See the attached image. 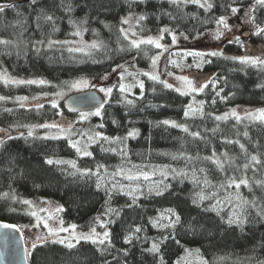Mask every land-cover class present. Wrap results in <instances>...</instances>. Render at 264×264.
Returning <instances> with one entry per match:
<instances>
[{"label": "trees", "instance_id": "obj_1", "mask_svg": "<svg viewBox=\"0 0 264 264\" xmlns=\"http://www.w3.org/2000/svg\"><path fill=\"white\" fill-rule=\"evenodd\" d=\"M253 1L211 0L212 9L205 11L196 4L174 5L169 0H37L35 5L30 0H0V3L19 5L17 9L0 13V39L11 42L0 44V73L47 82L6 84L0 79V97H5L0 100V129L4 130L0 131L3 141L0 146V220L19 225L25 233L24 227L34 224V218L23 201L46 199L62 207L64 222L84 231L97 223V217L113 221L108 224L113 247L106 251H102L103 246L85 241L69 249L52 243L53 239H47L46 243L26 239L29 264H160L161 257L163 264H176L192 249L199 250V256L207 264H261L264 261V219L256 215L257 208L246 206L247 222L243 230L235 225L229 227L225 221L232 205L225 202L219 208V215L212 205L216 199L223 201L229 194L234 204L235 188L225 191L202 183L205 174L213 186H218L227 176L246 174L249 187L241 185L240 196L264 208V185L256 183L264 181V123L237 121L235 117L215 119L236 107H264V66L241 63L244 51L238 44L223 39L218 45L224 49L221 55L201 57L197 68L203 75L199 76L203 79L214 76L226 100L212 106L207 98L201 106L202 112L189 117H185L184 112L190 104V96L181 95L174 87L166 88L161 83L164 80L154 81L142 76L144 88L138 96L115 90L101 108V115H90L82 127L86 136L99 132L110 138L91 142L88 147L91 156L78 154L69 139L41 136V125L69 115L63 105L53 108L48 100L35 103L18 100L19 97L51 94L74 79L102 77L129 62L149 67L160 49L152 44L132 46V41L121 32L122 20L129 14L145 17L137 26L139 35H154L167 28L195 37L213 28L221 15H230L227 5L249 7ZM68 4L72 6L70 12ZM256 8V22L264 23V8ZM47 15L54 17L55 30L52 22L44 19ZM70 21H87L81 26L85 36L99 47L86 52L72 49L69 41L76 29ZM37 40L44 43L35 44ZM49 40L68 43L49 46ZM250 41L255 45L264 44V35H252ZM163 74L164 77L166 72ZM129 100L131 104L127 103ZM40 104L43 107H38ZM164 120L198 131L202 139H194L181 128L160 123ZM101 124L103 127H99ZM133 130L138 134L128 136ZM29 131L32 136L28 135ZM115 137L122 139L118 141ZM225 138L238 140L245 145L246 152L239 144L225 143ZM213 152L221 159L222 154L227 153L234 158L233 166L225 164V171L221 172L210 160L204 159ZM251 154L262 161L255 172L252 168L243 169ZM47 159L73 161L81 170L99 171L102 180L98 181L96 175H70L75 172L70 164L49 165ZM201 168L204 173L199 171ZM120 169L125 173L129 170L137 174L147 172L150 179L145 181L141 177L138 181H128L119 175L113 177L112 173ZM172 169L186 172L188 176L174 177ZM161 170L168 173L167 178L160 174ZM193 171L201 179L200 184L191 179ZM116 181L126 187L123 191H113L109 200L105 189H111ZM98 182L102 184L99 190ZM155 184H160L161 188L167 184L169 188L161 196L148 194L149 185ZM137 185L142 187L144 195L137 205L128 208L131 197L126 193ZM212 192H217L215 198L211 197ZM199 194L210 198L194 204ZM108 207L119 210L120 215L105 216ZM169 208L181 216V224L175 229L153 227L149 221L156 220ZM160 223L165 224L167 220ZM189 224L194 225V230ZM137 226L142 231L134 234L131 244L124 243V237L133 234ZM153 242L159 244V253L148 251Z\"/></svg>", "mask_w": 264, "mask_h": 264}, {"label": "snow or ice", "instance_id": "obj_2", "mask_svg": "<svg viewBox=\"0 0 264 264\" xmlns=\"http://www.w3.org/2000/svg\"><path fill=\"white\" fill-rule=\"evenodd\" d=\"M37 2V0H30V3L35 5ZM170 3L174 4V5H178L179 3L183 2V3H195L197 4L199 7L204 8L205 11H210L213 7V4L210 2V0H169ZM235 2V0H233V3ZM256 6H259L260 8H264V0H254V5L249 6L248 12L246 13V20L245 23L251 24L254 27V34L255 35H264V23L258 24L256 22V16H255V12L257 10ZM19 7V5L14 4V3H0V13H4L6 9H17ZM67 10L70 12L72 10V6L71 4L66 5ZM228 9H230L231 14L232 15H236L237 13H239L241 11L240 8L233 6V4H229L226 6ZM17 15H20L19 12H17ZM37 19H39V17H37ZM44 19L46 21L52 22L53 24V29L55 30V20L54 17L52 15H47L44 17ZM139 20H144L145 17L143 15L138 17ZM128 19H124L122 20V23H127ZM70 23L73 25V27L76 29L72 34L75 36H80L81 35V26L85 23H87V21H80L79 23L76 21H70ZM216 24H217V31L215 33V38L219 39L224 33L220 30V28L222 27L223 29H229L230 30V25L227 22V18L223 15H221L220 17H218L216 19ZM124 29H121V32H124ZM162 31L167 32L169 31L167 28L163 29ZM187 38V37H185ZM172 40L173 43H175L176 37L175 35L172 36ZM239 41V38H237V42ZM9 43H11L8 40H3L0 39V44L3 45H8ZM44 43L43 40H37L35 42V44H40L42 45ZM53 43H68L67 41H52L49 40L48 44L49 46H51ZM154 44L156 48L160 49L162 47H164L163 45H161L159 43L158 40H154L151 37L147 38L146 40H140V41H132V46L135 48H139L141 44ZM35 47V45H34ZM90 47L92 48H97L99 47V45H97L95 42L90 45ZM39 48H36V51L39 52ZM188 55H194V56H198V57H202L204 54L203 53H191L189 52ZM209 55L212 56H218L221 55L220 52H211L209 53ZM228 59H235V58H231V57H227ZM159 60V55H157L156 57L153 58L152 63L153 66H155L157 64V61ZM241 63H245V64H251V65H264V60L260 59V58H253L250 56H246L243 58H240ZM173 63H175V61H173ZM197 67H200V64L197 63L196 65ZM117 67L119 68H123V65H118ZM115 70V69H114ZM142 75H146L149 76L150 79L154 80V81H159V76L156 74H152V73H142ZM169 75H172V73H169ZM0 78L4 79V82L6 84L8 83H12V84H45L47 83L46 81L40 80V81H36V80H15V79H11V78H7L6 76H0ZM105 79L107 77H104ZM123 74L121 75V79H123ZM178 79L180 81L183 82L184 88L183 89H177V91L180 92L181 95H187L190 93H194V92H200L203 91V89L205 87H207V84H204L202 86H196L194 85L193 81L191 79H189L188 76H181L178 77ZM86 83V81H77V82H73L72 83V87H78L80 86V84H84ZM161 83H164V86L166 88H172L173 85L167 83L166 81H161ZM139 87L141 90H143L144 88V84L143 82H139ZM262 87H264V85H262ZM127 90V86H125L124 84L120 85V91L121 92H125ZM101 92H104L105 95H109L112 92V88H101L100 89ZM63 93H56V96H62ZM217 95H219V93H217ZM5 97H0V100H4ZM28 98L27 97H19L18 100L21 101H26ZM52 107L56 108L57 104L55 102V100H53L52 102ZM127 103L131 104L132 101L129 100L127 101ZM213 103H215V101H213ZM203 104V102H201V105ZM24 105L21 104V107H23ZM38 107H43V104L38 105ZM102 108V105H101ZM101 108H97V110L95 111V113H81V120L87 119L88 116L90 115H96V116H100L101 115ZM202 112V107L200 109H194L192 107L191 104L186 106V110L184 112V116L185 117H189L192 114H195L196 112ZM57 115H60V113L58 112ZM231 115L234 116L236 118L237 121H239L241 119V117L239 116V114L236 112L235 109L232 110ZM247 117L252 119V120H258L262 123H264V109H258L256 112H248L247 113ZM228 118V114H225L224 116H216L215 119L216 120H225ZM115 123V122H114ZM160 123L164 124V125H170L172 127H177V128H181L185 133H188L190 136H192L194 139H202L200 132H194V131H190L188 127L182 125V124H177L175 121H169V120H164L161 121ZM41 127H45V128H60L61 132H71L72 130V126L69 125L68 128H63L60 125L56 124V123H52V124H44L41 125ZM99 127H103V124L99 125ZM0 131H4L3 129H0ZM213 131L215 132L216 129H213ZM32 131L28 132L29 136H32ZM138 132H136L135 130L133 131H129L128 132V136H134L137 135ZM245 136L248 135L247 132L244 133ZM58 138V137H56ZM109 137L104 136L102 133L99 132H95L91 135L88 136V140L91 142H98L99 140H103V141H109ZM122 138L120 137H115V140H121ZM225 143L227 144H239L241 150L246 152L245 149V145L244 144H240V142L238 140H231V139H227L225 138L224 140ZM0 143H3V141H0ZM72 147H74L77 151L78 154H82L83 156H91L92 153L89 152L87 150V145H85L83 148L79 147V141H75V142H71ZM223 159H221V157H218L216 155L215 152H213L211 157H204L205 160H210L213 164L216 165V167L221 171H225V164H228L229 166H233L234 163V158L229 157L227 153L222 154ZM174 159L176 157H173ZM187 159L191 160L192 157H187ZM46 163L49 165L52 164H70L71 167L73 169H75V172L70 173V175H76L77 173H79L80 175H96L98 177V181L102 180V177H100L99 171L97 172H92L91 169H79L77 168L75 162L73 161H62V160H57V161H53L52 159H47ZM257 165H262V161L261 159L255 155V154H251L248 157V163L243 165V169L247 170L249 168H252V170L255 172L256 166ZM102 167V166H101ZM136 167V166H134ZM201 173H204L205 170L203 168H201L199 170ZM171 172L174 174L175 176H181V177H187L188 173L180 171L177 172L176 169H172ZM162 176H164L165 178H167L168 173L161 170L160 173ZM121 176L122 179H126L128 181H138L141 179V177L143 178V180L148 181L150 179L149 174L147 172H139L137 173H133L131 170H129L128 172H124L123 169L118 170L117 172L112 173V176ZM191 179L193 180L194 183L200 184L201 183V179L199 177L196 176L195 171H193ZM160 183H163V181H161ZM202 183L204 186L206 187H218L219 189L225 190L227 191L228 189L231 188H235L236 193H235V203L233 204V197L231 194H229L228 196L225 197V199L222 201L220 199H216L215 204L212 205V209L217 211V215H219V208L222 207V205L227 202L229 205H232V211L231 214L228 215L227 220L225 221V223L231 227L233 225L241 228V230H243V226L245 225V223L247 222V207L246 206H251L254 208H257V212L256 215L262 219H264V208L259 207L255 201H248L243 199L240 196L239 193V189L241 187V185H243L244 187H249V180L246 177V174H242L240 177H236V176H227L225 178V181L221 182L218 186H213L211 185V182L208 180L207 175L205 174L202 180ZM257 184L260 185H264V181H257ZM97 190H99L102 187V184L100 182L97 183L96 185ZM124 187H126L125 185H121L119 183V181H116L115 183L112 184L111 189L106 188V195L108 196L109 200L112 197L113 191H123ZM169 188V185L164 184V186L161 188L160 184H155V185H149L148 187V194H155L156 196H161L164 194L165 191H167ZM5 196H7L8 194L5 193ZM126 195L131 197V203L127 204L126 207L128 208H132L133 206L137 205V201L139 200L140 196L144 195L143 189L140 185H137L135 187L130 188V190L126 193ZM217 196V192H212L211 197L215 198ZM210 197L205 196L203 194H199V200H193L194 204H199L200 202H203L206 199H209ZM24 204H28L31 205V201L29 200H24L23 201ZM106 203H108V201H106ZM63 209H58V211H62ZM166 213V214H165ZM165 213H162L161 216L159 218H157L156 220H150L149 222L152 223L153 227H160V228H170V229H175L177 225L181 224V216L176 212V210L174 209H166ZM31 215L35 216L36 213L32 212ZM105 216H109V215H114V216H119L120 215V211L117 209H113L111 207H108L104 213ZM97 221H99V226L101 228H104L105 231H103L102 233H98L96 231L95 227H92L88 233H81V234H77L75 232L76 229V225H71V236L70 238H68L67 240L63 239V238H59V232H68L69 229L68 228H63L61 227L60 229L56 230V229H52V228H48V224L47 222L44 223V227L48 228V235L52 236V237H56V239H53L51 242L52 243H59V244H63L65 245L67 248L71 249L74 248L76 246V244H79L80 241H85V242H91L92 244H95L97 246H103L102 251H106L107 248L113 247L112 244V239H111V233L110 231L107 230V226L109 223H112L113 221L111 219H107V220H101L100 217L96 218ZM161 220H167V223L165 224H161L160 221ZM63 223V221H61V224ZM0 227H4V228H10L13 227L12 225H8V224H4V225H0ZM188 227L190 229L194 230V225L189 224ZM142 231V228L137 226L134 229L133 234L130 235H126L124 237V243L126 244H131L132 240L134 238V234H138ZM169 236H171V233L169 234ZM135 238H139L138 236H136ZM169 237H163L162 239H167ZM37 240L40 243H46L47 242V237L41 238V237H37ZM73 241L75 243H73ZM177 243H179V241H177ZM37 246L36 243H34L32 245L33 248H35ZM149 252L151 253H159L160 251V247L159 244L156 242H153L151 245V248L148 249ZM199 251V250H197ZM128 252L127 250L124 251V255L127 256ZM160 264H163V258L161 257L160 260ZM202 264H207V261H203ZM261 264H264V261L261 262Z\"/></svg>", "mask_w": 264, "mask_h": 264}, {"label": "rangeland", "instance_id": "obj_3", "mask_svg": "<svg viewBox=\"0 0 264 264\" xmlns=\"http://www.w3.org/2000/svg\"><path fill=\"white\" fill-rule=\"evenodd\" d=\"M211 2V0H210ZM190 3V2H188ZM195 4V3H190ZM197 5V4H196ZM251 5H254V1ZM239 13L236 15H228L225 16L227 18V22L230 25L229 29H223L222 27L220 30L224 33L219 39L215 38V33L217 31V24L209 29L208 31L195 36L190 37L185 34L174 33L171 31H160L154 35L142 36L139 35L137 32V26L139 24L138 15L129 14L124 19H128L127 23H124V35L128 37L131 41H140L146 40L147 38L151 37L154 40H158L161 45L164 47L160 48V52L157 54L159 55V60L157 64L153 66V63L150 64L147 68L138 67L134 62H129L123 64V68L116 67L107 75L102 77H85V78H78L74 79L68 86H64L59 90L42 96L37 97H28L27 100L23 101L26 103H35L40 100H48L50 104L53 100H55L57 106L62 105L63 100L72 95L81 92H85L88 90H96L98 91L106 100V103L112 97V94L115 90H120V85L124 84L127 86V90L124 92L129 95L138 96L140 94V87L139 82H142V76L149 78V76L142 75V73H152L159 76V80H164L167 83L173 85L175 89H183L184 85L183 82L178 79L181 76H188L196 86H202L207 84V87L200 92H194L187 94L190 96V104L194 108H199L203 106L205 103V99L210 98L211 105L215 106L216 104L223 102L226 100L224 95L222 94V90L218 88V83L214 80V76H209L204 78L200 81L195 80L191 77L192 74L196 75H203L201 72L198 71L197 63H201V57L188 55L189 52L191 53H203L207 55L211 52H220L223 53L224 49L218 47L219 43L223 39H228V42L236 43L243 48V57L250 56L253 58H260L264 60V44L255 45L252 44L250 41L251 36H255L254 34V27L251 24L245 23L246 20V13L248 12L249 7H241ZM165 29V28H164ZM245 33H249L247 37H244ZM175 35L176 40L173 43L172 36ZM187 37V38H185ZM237 38L239 41L237 42ZM169 40V42L167 41ZM95 41L88 40L85 36V29L81 27V35L75 36L71 38L69 41L70 46L72 49L76 51L86 52L92 49L90 45H92ZM96 43V42H95ZM147 44V43H144ZM154 45V44H152ZM156 55V56H157ZM203 55V56H204ZM155 56V57H156ZM175 61V63H173ZM264 66V65H263ZM166 72L165 76L163 77V73ZM172 73V75H169ZM123 74V79H121V75ZM0 76H6L7 78L15 79V80H36L38 79H22L12 77L6 73H0ZM104 77H107L106 79ZM2 79V78H0ZM4 80V79H3ZM77 81H86L84 84H80L78 87H72L73 82ZM101 88H112V92L109 95H105L104 92H101ZM63 93L62 96H56V93ZM219 93V95H217ZM215 101V103H213ZM201 102L203 104L201 105ZM241 117L240 120H250V121H258L252 120L247 117L248 112H256L258 109H264V107H250V106H242L233 108ZM225 112L228 114V117H234L231 115L232 110ZM89 113H95L89 112ZM87 114V113H85ZM81 114L69 116V115H61L58 119L53 120L47 124L56 123L63 128H68L69 125L72 126L71 132H61L60 128H45L41 134L42 137L48 139H69L71 142L79 141V147L83 148L85 145L88 147L91 141L88 140V136L84 134V129L82 128L87 124L89 121L90 116L87 119L81 120ZM58 137V138H56ZM89 151V150H88ZM31 201V205L27 204V208L30 212H35L36 215L32 217L34 218V224L27 225L24 227L25 231V239H29L31 242H37V237H47V239H56V237H52L48 235V228L52 229H60L68 228V232H59V238H63L67 240L71 236V225L64 222L61 216L62 211H58V209H62V207L50 200L46 199H27ZM102 220V219H101ZM61 221L63 223L61 224ZM47 222L48 228L44 227V223ZM75 225V224H74ZM96 228L98 233H102L105 231L104 228L99 226V221L93 226ZM90 230V229H89ZM89 230H81L76 226L75 232L77 234L81 233H88ZM107 230L108 226H107ZM73 243H75L73 241ZM204 260L199 256L197 249L189 250L183 257H181L176 264H202Z\"/></svg>", "mask_w": 264, "mask_h": 264}, {"label": "water", "instance_id": "obj_4", "mask_svg": "<svg viewBox=\"0 0 264 264\" xmlns=\"http://www.w3.org/2000/svg\"><path fill=\"white\" fill-rule=\"evenodd\" d=\"M248 34L245 33L244 37H247ZM191 77L197 81L203 79L196 74H192ZM105 104V98L96 90L72 94L62 102L64 110L69 115L94 112L97 108H101V105L104 107ZM4 224L13 227H0V264H29L28 246L23 229L17 224L0 220V225Z\"/></svg>", "mask_w": 264, "mask_h": 264}]
</instances>
